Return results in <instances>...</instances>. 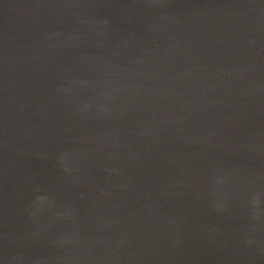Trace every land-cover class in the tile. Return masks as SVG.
Wrapping results in <instances>:
<instances>
[{"label":"water","instance_id":"95a60500","mask_svg":"<svg viewBox=\"0 0 264 264\" xmlns=\"http://www.w3.org/2000/svg\"><path fill=\"white\" fill-rule=\"evenodd\" d=\"M0 264H264V0H0Z\"/></svg>","mask_w":264,"mask_h":264}]
</instances>
